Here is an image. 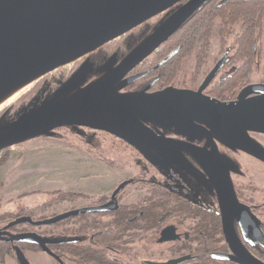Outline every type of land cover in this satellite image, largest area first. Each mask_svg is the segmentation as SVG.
I'll use <instances>...</instances> for the list:
<instances>
[{
  "label": "flooded vegetation",
  "instance_id": "flooded-vegetation-1",
  "mask_svg": "<svg viewBox=\"0 0 264 264\" xmlns=\"http://www.w3.org/2000/svg\"><path fill=\"white\" fill-rule=\"evenodd\" d=\"M187 1L182 0L123 35L125 43L112 52L106 49L108 43L91 52L66 80L72 76L90 77V65L116 66L157 24ZM225 1L206 0L173 35L125 74L122 79L144 73L119 91L151 93L173 87L199 91L220 101L238 100L245 89L247 97L260 94L264 79L257 81L254 74L264 28L261 33L257 30L251 53H244L241 46L238 50L235 34L218 37L221 50L213 58L216 37L212 35L203 38V46L196 43L191 52L186 51L192 46L187 44L183 27L206 16L215 19L219 5ZM89 55L90 61L86 62ZM171 58L173 73L185 79L182 85L166 83L157 73L170 64ZM193 119V132L176 120L170 129L163 123L166 131H161L181 140L176 142L183 140L211 149L226 163L215 143L228 146L208 138L205 119ZM104 131L124 142L126 148L144 155L135 145ZM250 134L264 157V138L260 137L264 133ZM246 152L264 165V158ZM166 154L170 158L150 159L144 155L152 164L140 174L125 169L124 178L93 182L94 185L86 182L81 191L20 189L17 185L1 190L0 186V264H247L242 258L243 249L264 264V198L245 193L258 189L254 181H245L248 170L246 174H233L229 169L236 201L232 197L223 201L208 171L189 151L175 147L167 149ZM119 166L108 164L111 173ZM10 192L13 194L7 199ZM9 202L12 204L1 209L3 203Z\"/></svg>",
  "mask_w": 264,
  "mask_h": 264
},
{
  "label": "water",
  "instance_id": "water-1",
  "mask_svg": "<svg viewBox=\"0 0 264 264\" xmlns=\"http://www.w3.org/2000/svg\"><path fill=\"white\" fill-rule=\"evenodd\" d=\"M181 1L0 0V97L84 58ZM205 1L188 0L173 10L116 66L106 65L90 74L97 75L91 81L88 76H72L41 103L0 124V150L36 136L54 135V128L60 126L103 129L135 145L150 159L170 158L166 154L169 148L186 149L208 171L221 199L236 201L230 167L214 151L183 140L176 142L181 140L164 135L162 129L157 133L139 114L153 111L162 126L170 129L176 120L191 132L193 117L205 119L208 138L216 137L227 146L262 157L259 151L263 150L250 132L264 133V87L252 97H247L245 89L235 101L173 87L151 93L119 91L144 75L122 79L125 74L173 35ZM243 250L244 262L262 264Z\"/></svg>",
  "mask_w": 264,
  "mask_h": 264
},
{
  "label": "rangeland",
  "instance_id": "rangeland-1",
  "mask_svg": "<svg viewBox=\"0 0 264 264\" xmlns=\"http://www.w3.org/2000/svg\"><path fill=\"white\" fill-rule=\"evenodd\" d=\"M124 40L125 37L121 36L109 42L106 45L108 53L122 46L125 43ZM194 45V41L188 44V46H192L188 48L189 52ZM206 50L205 54L208 55V48ZM220 50L219 38H215L211 50L212 58L219 55ZM260 55L258 68L254 74V79L257 81L264 79V35ZM90 57L89 55L86 58V62L90 61ZM82 61L83 58L71 62L29 84L12 102L0 107V124L11 121L33 107L37 102L36 95L42 93L43 90H45L46 96H50L66 80V77L78 68ZM102 67V64L90 65L88 72L94 75L100 72ZM178 82L174 83L184 84L185 79L182 75ZM139 115L155 131L161 129L166 131L162 126L161 118L155 112H141ZM260 137L264 138L261 135ZM215 139L217 141L216 137ZM124 145V142L116 140L103 129L81 125L61 126L55 130L54 135L30 138L6 148L0 154L4 159L0 167L1 190L4 186L9 188L17 185L20 189L50 187L62 189V191L67 189L81 191L84 190L86 182L90 185L99 181L112 182L127 176V170L140 174L141 171L149 168L148 165L152 164L149 159ZM216 145L218 153L226 161L233 174H246L248 170L249 174L245 181H254L258 189L250 188L252 190L245 193L253 195L257 199H263L264 165L241 148L220 146L219 142ZM112 163L121 165V167L119 166L121 169L114 168L111 173L112 168L108 167V164ZM12 194L13 192L6 194L7 199ZM0 200L2 201L3 197H0ZM8 204H12V202L3 203L1 209ZM18 251L16 250V253Z\"/></svg>",
  "mask_w": 264,
  "mask_h": 264
},
{
  "label": "trees",
  "instance_id": "trees-1",
  "mask_svg": "<svg viewBox=\"0 0 264 264\" xmlns=\"http://www.w3.org/2000/svg\"><path fill=\"white\" fill-rule=\"evenodd\" d=\"M213 19L206 16L193 20L191 24L184 26L182 33L188 40L187 44H190L191 41H194L195 44L203 43L206 41L203 38L206 36L209 38L210 35L222 38L235 34L238 37L236 41L238 50L241 46L244 53H251L253 52V39L256 32L260 31L261 33L264 28V0H226L219 5L217 17ZM186 51L188 52V48ZM171 59L170 64L163 68V71L160 69L157 73L164 77L166 83L175 84L179 83L178 80L180 79L176 72L173 73V58ZM45 93L43 90L42 93L36 95V104L41 103L46 98ZM3 161V157L0 156V165Z\"/></svg>",
  "mask_w": 264,
  "mask_h": 264
},
{
  "label": "bare ground",
  "instance_id": "bare-ground-1",
  "mask_svg": "<svg viewBox=\"0 0 264 264\" xmlns=\"http://www.w3.org/2000/svg\"><path fill=\"white\" fill-rule=\"evenodd\" d=\"M32 82H29L27 84H24L9 93L5 94L4 96L0 97V107H3L4 105L12 102L29 84Z\"/></svg>",
  "mask_w": 264,
  "mask_h": 264
}]
</instances>
